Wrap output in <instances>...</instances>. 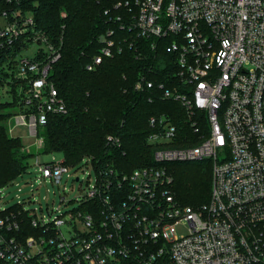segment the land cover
Returning <instances> with one entry per match:
<instances>
[{
    "label": "built area",
    "instance_id": "built-area-1",
    "mask_svg": "<svg viewBox=\"0 0 264 264\" xmlns=\"http://www.w3.org/2000/svg\"><path fill=\"white\" fill-rule=\"evenodd\" d=\"M25 1L0 0V49L44 45L33 57H18L16 77L32 110L13 116L44 149L39 128L50 114L68 111L50 79L63 38L38 29ZM119 6L132 15L129 30L154 39L153 49L171 39L162 44L173 54V85L158 87L164 99L183 105L192 136L180 138L170 119L152 116L155 164L120 172L91 157L96 182L77 198L81 207L58 209L53 219L23 202L0 210V264H264V0H120ZM100 40L90 70L122 51L114 29ZM145 87L155 82L143 74L135 88ZM107 139L121 144L119 136ZM22 150L33 152L30 145ZM201 159L213 163L211 198L185 204L173 192L168 164ZM36 162L40 176L57 184L72 168L64 158ZM177 224L189 232L171 238L168 229Z\"/></svg>",
    "mask_w": 264,
    "mask_h": 264
},
{
    "label": "trees",
    "instance_id": "trees-1",
    "mask_svg": "<svg viewBox=\"0 0 264 264\" xmlns=\"http://www.w3.org/2000/svg\"><path fill=\"white\" fill-rule=\"evenodd\" d=\"M118 1H25V8L33 12L38 29L52 39L63 38L62 55L53 64L50 79L66 101L68 111L50 114L39 134L44 137V151L61 152L69 166L86 156L120 172L155 164L156 146L148 141L152 116L170 119L178 126L180 138L192 136L183 105L164 99L158 87L162 82L173 85L168 80L174 70L170 64L173 54L162 44H169L171 39L159 41L160 45L153 49L154 39L138 37L129 30L127 24L132 15L126 6L115 7ZM106 9H110L109 14L105 13ZM109 28L115 30L122 51L104 57L90 70L87 66L101 53L100 38ZM23 43L9 50L0 49V186L26 172L29 157L34 154L23 151L21 138L12 136L6 126L16 113L32 110L25 104L24 81L16 77L17 55ZM143 74L155 82V87L135 88ZM6 85L11 96L8 101L2 98V88ZM198 113L196 109L195 117ZM108 135L119 136L121 144L108 143ZM194 163L171 162L168 166L174 176L176 198L185 204L200 205L209 197L212 180L211 173Z\"/></svg>",
    "mask_w": 264,
    "mask_h": 264
},
{
    "label": "rangeland",
    "instance_id": "rangeland-1",
    "mask_svg": "<svg viewBox=\"0 0 264 264\" xmlns=\"http://www.w3.org/2000/svg\"><path fill=\"white\" fill-rule=\"evenodd\" d=\"M44 45L39 42H34L29 48L23 49L18 57L35 56L39 48ZM2 98L4 101L11 100L9 86L2 88ZM16 109V108H14ZM11 108V110H14ZM7 129L11 128L10 134L14 137H20L24 145H30L33 155L29 157L27 171L20 174L17 178L0 186V210L10 208L18 202H23L27 209L32 210L38 216H44L47 219H53L59 214L58 209L65 212L81 207V202L77 200L79 196L85 193L90 185L96 182V169L91 162V157L86 156L76 165L72 166L70 172L64 174L63 180L57 184L49 179H43L40 176L39 164L50 162L53 159L61 160L64 158L61 152H45L43 148H37L34 145L35 137L31 135L30 129L25 125H18L12 116L6 122ZM203 131H208L207 122L201 124ZM204 171L211 173L213 179V163L209 159H201L196 161ZM179 170V167L176 168ZM69 173V174H68ZM79 176L80 180H76ZM212 194V184L210 186L209 197L204 202H209ZM65 196L66 204L62 202V197ZM189 232V226L186 224H177L168 229V235L171 238L179 237Z\"/></svg>",
    "mask_w": 264,
    "mask_h": 264
}]
</instances>
